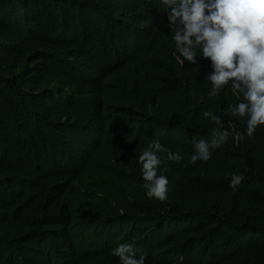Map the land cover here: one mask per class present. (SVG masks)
Listing matches in <instances>:
<instances>
[{
	"label": "trees",
	"instance_id": "obj_1",
	"mask_svg": "<svg viewBox=\"0 0 264 264\" xmlns=\"http://www.w3.org/2000/svg\"><path fill=\"white\" fill-rule=\"evenodd\" d=\"M99 1L117 3L0 0V264H119L121 243L146 264H264V126L223 115L237 96L173 55L163 6ZM209 110L231 135L193 165ZM152 141L183 156L164 203L138 163Z\"/></svg>",
	"mask_w": 264,
	"mask_h": 264
},
{
	"label": "clouds",
	"instance_id": "obj_2",
	"mask_svg": "<svg viewBox=\"0 0 264 264\" xmlns=\"http://www.w3.org/2000/svg\"><path fill=\"white\" fill-rule=\"evenodd\" d=\"M130 0H117L105 6L101 1L93 3L101 15L103 9L122 8ZM152 9L155 4L163 6L167 13L171 39L175 45L173 55L183 63L196 65L197 57L210 61L212 71L205 74L211 87L207 95L216 98L226 88L231 87L238 102L229 105L223 115L246 121L245 132L253 138L257 126H264V0H146ZM27 15L31 9L24 2ZM130 13V12H129ZM128 12H122L125 18ZM142 17L146 14L141 12ZM93 19V18H91ZM96 29L97 23H92ZM129 35H125L122 47L127 50ZM144 44V41H141ZM59 96V95H58ZM203 116L215 122L210 140L193 142L190 163L207 162L212 158L210 149H219L227 143L231 133L223 127L221 117L212 111H204ZM158 153H164L162 158ZM183 156L179 151L166 149L159 141H152L138 158L141 166L143 187L149 199L164 203L169 193L170 180L160 174L161 167L167 172L168 161L179 163ZM242 174L233 173L229 187L235 192L243 182ZM119 264H146L145 256H136L133 246L119 244L113 249Z\"/></svg>",
	"mask_w": 264,
	"mask_h": 264
},
{
	"label": "rangeland",
	"instance_id": "obj_3",
	"mask_svg": "<svg viewBox=\"0 0 264 264\" xmlns=\"http://www.w3.org/2000/svg\"><path fill=\"white\" fill-rule=\"evenodd\" d=\"M91 9L94 10L97 14H99V12L97 11L95 5L91 6ZM96 13L91 14V18L98 20V15ZM100 15V14H99ZM98 24V22H96Z\"/></svg>",
	"mask_w": 264,
	"mask_h": 264
}]
</instances>
